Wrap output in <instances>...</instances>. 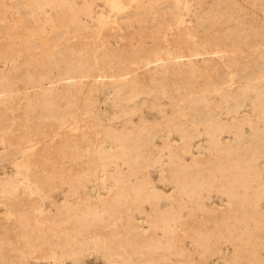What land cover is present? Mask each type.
Masks as SVG:
<instances>
[{"label":"rangeland","instance_id":"374dc122","mask_svg":"<svg viewBox=\"0 0 264 264\" xmlns=\"http://www.w3.org/2000/svg\"><path fill=\"white\" fill-rule=\"evenodd\" d=\"M86 2L103 19L89 15ZM191 54L199 67L169 59ZM142 67L150 79L132 94L131 71ZM0 71V186L18 182L15 192L0 191V264H109L103 243L110 234L118 236L124 257L140 264H233L243 252L264 259V0H0ZM94 101L99 127H130L142 117L157 125L111 138L82 118ZM245 113V136L231 155L220 156L225 173L219 161L199 165L185 155L189 163L178 176L193 191L183 195L187 206L177 203L182 191L170 167L163 165L160 175L150 139L161 145L160 135L169 133L182 142L185 129L195 130L192 142L202 147L192 152L208 158L210 137L197 131L213 117L225 125L217 130L221 143H234V117L243 120ZM131 154L138 172L122 184L147 173L157 197L130 193L117 211L85 228L76 225L87 205L117 188L107 171L131 170L125 162ZM224 175L241 195L263 188L256 203L263 213L247 224L231 216L229 196L219 187ZM204 204L218 217L227 211L231 226L207 223ZM176 209L186 218L176 223L186 256L169 248L161 227L152 231L158 247L135 242L129 217L142 240L149 213L170 218Z\"/></svg>","mask_w":264,"mask_h":264},{"label":"bare ground","instance_id":"6f19581e","mask_svg":"<svg viewBox=\"0 0 264 264\" xmlns=\"http://www.w3.org/2000/svg\"><path fill=\"white\" fill-rule=\"evenodd\" d=\"M178 1V0H177ZM88 5V12L89 15L94 17L95 19L101 20L103 19V14L95 12L93 9L94 6L91 5V3L86 2ZM139 2V6H140ZM68 5V4H67ZM70 5V4H69ZM180 16V22L184 24L183 22V17ZM176 18V17H175ZM108 20V19H107ZM106 20V21H107ZM176 20V19H175ZM102 22V21H101ZM179 22V23H180ZM104 24V22H103ZM83 25L85 27H89V25L85 22H83ZM178 27V26H177ZM91 28V27H90ZM89 29V28H88ZM185 29V28H184ZM182 27L179 31L184 30ZM169 59L172 61L173 64L177 66H182L184 64L188 65V67H199V60L195 55H189L187 56V59L184 61L182 59L177 58L176 56H169ZM206 62H209L208 59L205 60ZM150 71L146 67L142 68H134L131 71V84H132V94H134L135 88L138 83L141 82H147L150 79ZM4 76V71H0V79ZM136 96V95H135ZM206 101L208 102L209 100L206 98ZM97 106L96 101L92 105H90L88 108H86L85 111L81 113L82 118H86L87 120H91L94 125L98 128V133H103L106 136H109L111 138H121L123 135L126 134V132H135V133H143L145 131L153 129L157 124L150 122L149 119H146L142 117L138 121H132L131 120V126L127 127L126 125L122 128H115L111 127L108 125H105L103 127H99L98 125V117H97V112L95 110ZM80 115V114H79ZM79 115L76 116L75 119H79ZM75 117V116H74ZM250 116L245 113L244 119H236L234 117V125L238 128V140L234 141V143H229L228 145H223L221 143L220 135L217 134V130L221 127H224L225 125L218 120H214L212 117L211 123L208 124L203 131H197V135L201 136L204 134L209 135V140H208V145L210 149H213V152L211 153V156H204L205 158L199 159L197 155H195L192 150L194 148L200 149L201 143L198 144H193L192 139L195 137L196 134L195 130H188L185 129L183 131V140L182 142H173L170 139V134H165L162 132L160 129V132L163 133V135H160V138L162 139V144H156L153 141V139H150L151 145H149V149L155 153V156L153 158V162H159L161 166V176H165V168H163V165H166L170 167L169 172L175 176L176 178V183L177 187L181 189V197H179L176 201L179 204H186L185 199L183 198V195H188L189 192L193 191V186L190 184L182 183L180 181V178L178 176V172L182 169V167L186 166L189 162L185 158V155L188 153L192 154V160L191 162L194 164H199V165H208L209 163H212L213 161H219L218 162V167L220 170H222V174L227 171V166L221 163L219 160L221 155L224 154H230L231 155V149L234 145L238 144V141L245 136V133L243 131V125L246 120H249ZM130 122V121H129ZM171 133V132H170ZM168 135V136H167ZM172 146L177 147V152H174L171 149ZM112 149H114L112 147ZM169 149L168 152L165 150ZM115 151V150H114ZM227 152V153H225ZM165 156L168 158L167 161H165ZM177 157L179 160V163L175 162L174 158ZM125 162H128L131 165V170L126 173L120 169H117L116 171H107L106 176L113 178L116 183H118V186L115 190H112L109 195L104 198L100 203L94 204L93 206L87 205L86 207V215L75 222L76 225L81 226L83 228L93 225L94 223L100 221L102 219V215L104 212L109 211V212H114L117 211L118 207L121 205V202L123 198L130 194V193H136V194H143L144 199L148 198H154L157 197L158 190L155 187L153 181L151 180L149 174L145 173L143 178H140L136 181V183H133L132 185H123V180L125 178H129L130 174L131 175H136L138 172V160L137 156L131 154V156H126L125 157ZM236 163V162H235ZM236 165H238L236 163ZM168 172V171H167ZM228 175H224L223 178L221 179L220 183V188L222 189L223 192L227 193L229 196V206L230 211H234L235 214L231 216H238L241 220L247 224L248 219L253 216L255 213H263V211L259 208V206L256 204L258 202V192L263 189V188H258L255 191V195L257 196H247V190L244 191V195L240 194L238 191H236L235 184L227 179ZM181 182V183H180ZM18 182L17 180H5L2 182L0 186V191L6 192V193H13L17 190ZM85 186V185H84ZM92 195H87V198L89 199ZM203 198L198 199L201 201ZM183 201V203H181ZM173 208H175L174 202H172ZM235 207V208H234ZM204 212L208 214L207 217V223H215L216 225L220 224L221 222H224V224L227 227H230V221L227 220L226 218L229 217V214H226L227 211H224V216L223 217H218L216 216L219 214L217 212V209L212 206L211 208H207V206L204 204L203 205ZM219 211V210H218ZM229 211V212H230ZM222 213V211L220 212ZM170 218H164V216L158 214V215H153L149 213V227H150V232L149 234H146V237L142 240L139 238V233L137 229L140 228V225H138L131 217L130 223L131 227L133 228V236L136 239L135 242L139 241V244L143 246L144 248L147 247L148 245H152L153 247H158L156 244L155 238L152 236V231L155 230L157 227H161L164 233V239L165 241L169 244V248H173L175 251L174 253L177 255H184L186 256L187 249L183 246V239H181V235L177 232V222L182 221L184 214L180 209H176L171 213ZM223 219V220H222ZM247 226V225H245ZM183 230H186L185 228ZM187 231V230H186ZM185 231V232H186ZM187 233V232H186ZM185 233V234H186ZM116 234H110L108 237V240L103 243V248L104 250L110 254L109 257V264H140V263H135L134 259L131 257H124L122 248L123 246L120 244L119 241H116L114 237H116ZM187 236V235H185ZM189 236V234H188ZM197 238H199L198 243L200 247H203V242H202V236L201 234L196 235ZM118 238V236H117ZM113 239L114 241H112ZM237 239V238H234ZM182 242V243H181ZM193 242L195 240L193 239ZM235 242V240H234ZM196 244V242H195ZM198 244L195 245V247ZM238 246V245H237ZM236 246V247H237ZM168 248V249H169ZM189 249V248H188ZM151 250V249H150ZM237 250V249H236ZM196 252V251H195ZM221 251L218 249L217 253H220ZM187 253V254H186ZM191 253V252H190ZM214 253V252H212ZM216 253V252H215ZM260 254V253H259ZM257 252H254V254L251 253H244L239 254L238 257L237 255L231 258L233 260V264H252L255 258L259 259L260 264H264V259L261 258ZM213 255V254H212ZM118 257V258H117ZM229 260V258H228Z\"/></svg>","mask_w":264,"mask_h":264}]
</instances>
